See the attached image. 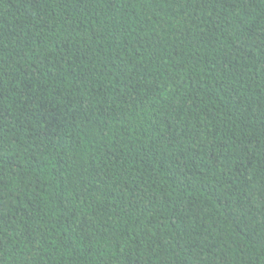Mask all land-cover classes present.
Segmentation results:
<instances>
[{
    "label": "trees",
    "instance_id": "trees-1",
    "mask_svg": "<svg viewBox=\"0 0 264 264\" xmlns=\"http://www.w3.org/2000/svg\"><path fill=\"white\" fill-rule=\"evenodd\" d=\"M0 146V264H264V0H0Z\"/></svg>",
    "mask_w": 264,
    "mask_h": 264
},
{
    "label": "snow or ice",
    "instance_id": "snow-or-ice-1",
    "mask_svg": "<svg viewBox=\"0 0 264 264\" xmlns=\"http://www.w3.org/2000/svg\"><path fill=\"white\" fill-rule=\"evenodd\" d=\"M145 2L151 4V3L154 2V0H145ZM192 2L196 3L197 0H192ZM213 2H214V0H213ZM234 4H235V0H234ZM113 103H117V101H113ZM0 150H2V146H0ZM253 187H259V186L258 185H253ZM0 203H2V201H0ZM260 207H261L262 210H264V191H261V193H260Z\"/></svg>",
    "mask_w": 264,
    "mask_h": 264
}]
</instances>
